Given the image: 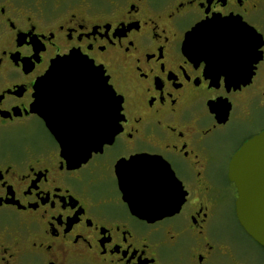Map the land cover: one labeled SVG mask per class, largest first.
I'll use <instances>...</instances> for the list:
<instances>
[{
  "label": "flooded vegetation",
  "instance_id": "flooded-vegetation-1",
  "mask_svg": "<svg viewBox=\"0 0 264 264\" xmlns=\"http://www.w3.org/2000/svg\"><path fill=\"white\" fill-rule=\"evenodd\" d=\"M225 19L264 40V0H0V264H239L219 229L227 204L242 228L228 171L264 131V46L255 69L233 75L188 49ZM71 54L101 67L121 100L118 133L79 167L31 111L36 82ZM88 89L61 81L66 140L92 139V127L110 123L108 97L98 109ZM32 120L50 142L11 145L13 129ZM145 159L159 166L129 164ZM118 170H141L145 187L177 180L180 208L136 216Z\"/></svg>",
  "mask_w": 264,
  "mask_h": 264
},
{
  "label": "water",
  "instance_id": "water-1",
  "mask_svg": "<svg viewBox=\"0 0 264 264\" xmlns=\"http://www.w3.org/2000/svg\"><path fill=\"white\" fill-rule=\"evenodd\" d=\"M263 46V37L255 29L244 23L225 19L213 20L208 26L202 28L190 40L188 49L202 56L206 54L213 56V59L207 60L210 70H218L225 64V70L233 75L239 68L247 71L255 69V65L262 59L260 49ZM91 66L102 69L96 67L93 62ZM103 73V79L108 80L104 70ZM66 79L75 81L76 87L89 88V95H97L98 109H100L101 97H108V106L105 101V107L110 114V123L92 127L96 130L92 139L74 141L63 137L61 132V81ZM235 80L233 76L227 79V81ZM116 100L120 101L119 105L115 103ZM31 111L45 121L48 130L59 144L60 151L62 149V155L67 159L68 165L79 167L88 161L93 152L101 151L105 144L111 143L118 133L121 100L109 84L104 89L96 74L88 71L82 57L71 54L53 61L46 75L36 82L35 102ZM219 119L224 118L220 115ZM70 134L80 133L72 131ZM131 163L137 168L142 167L143 164L155 168L159 166L156 165L159 161L149 159L134 160L129 164ZM165 170L171 169L167 165ZM148 172L150 170L145 171V173ZM123 173L126 175L125 178ZM142 173L141 170H118L124 200L129 204L133 214L147 219L162 218L176 213L182 204L183 195L182 187L175 177L174 182L179 184V187L157 189L142 185L144 183L140 179ZM228 176L238 194L237 219L246 234L264 249V131L246 142L234 155L229 165ZM153 182L157 183L159 180Z\"/></svg>",
  "mask_w": 264,
  "mask_h": 264
},
{
  "label": "rangeland",
  "instance_id": "rangeland-1",
  "mask_svg": "<svg viewBox=\"0 0 264 264\" xmlns=\"http://www.w3.org/2000/svg\"><path fill=\"white\" fill-rule=\"evenodd\" d=\"M13 131L15 137L11 145L16 147L22 141H31L35 144L49 141L41 125L35 120L26 123L22 128H15ZM219 233L225 242L231 246L239 264H264V250L239 227L233 207L230 204L226 205ZM223 263L234 264L227 256L224 257Z\"/></svg>",
  "mask_w": 264,
  "mask_h": 264
},
{
  "label": "snow or ice",
  "instance_id": "snow-or-ice-1",
  "mask_svg": "<svg viewBox=\"0 0 264 264\" xmlns=\"http://www.w3.org/2000/svg\"><path fill=\"white\" fill-rule=\"evenodd\" d=\"M82 60L85 62L86 68L88 69V71H90L93 74H96L97 79L102 82L104 89H106V86L109 83V81L103 79V74H104L103 73V69L93 68L91 66L92 65V62L91 61H88L86 57H83ZM108 91H111V90L108 89ZM115 103L117 105H119L120 101L119 100H116ZM117 111H119V108H117Z\"/></svg>",
  "mask_w": 264,
  "mask_h": 264
},
{
  "label": "trees",
  "instance_id": "trees-1",
  "mask_svg": "<svg viewBox=\"0 0 264 264\" xmlns=\"http://www.w3.org/2000/svg\"><path fill=\"white\" fill-rule=\"evenodd\" d=\"M262 248V247H261ZM263 249V248H262ZM264 250V249H263Z\"/></svg>",
  "mask_w": 264,
  "mask_h": 264
}]
</instances>
